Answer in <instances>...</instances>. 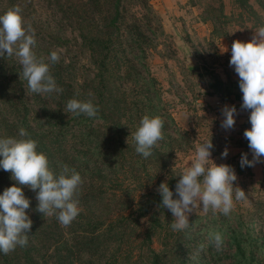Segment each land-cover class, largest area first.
Here are the masks:
<instances>
[{"label": "rangeland", "instance_id": "rangeland-1", "mask_svg": "<svg viewBox=\"0 0 264 264\" xmlns=\"http://www.w3.org/2000/svg\"><path fill=\"white\" fill-rule=\"evenodd\" d=\"M13 6L21 8L24 25L34 29L35 47L57 51L59 61L70 62L71 68H62L60 72L63 79H72L76 88L81 78L88 79L96 72L93 56H89L86 46L80 45L76 38L77 28L92 34L97 41L108 42L113 49L125 48L129 57L138 48L144 51L140 61L145 75L152 79V86L126 88L113 93L112 97L121 100L124 95L120 92L126 93V98L132 102L127 111L132 124L136 122V114H143L147 108L146 113L151 111L165 120L168 133L163 132L164 139L158 141L151 157L160 156L164 166L170 169L159 182L150 180L132 194L134 208L148 204L146 215L139 219L133 231L126 229L116 238L118 240H111L105 254L116 255L117 260L108 262L151 264L150 258H146L148 247L158 253V264H243L239 252L235 251L239 243L245 255L253 253L250 264H264V160L253 167H241L242 153L252 159L243 135L244 130L251 127L249 110L243 109L241 104H233L237 101L236 93L229 90L230 79L238 76L229 64L231 44L236 39L248 41L254 31L264 27V0H119L117 5L114 0H103L100 13H92L90 9L94 6H89L87 0H0V14ZM116 24L117 35H109L108 30ZM57 37L69 42L58 46ZM223 47L228 51L222 52ZM34 53L37 57L47 56L40 50ZM127 71L130 78L138 77L132 68ZM137 72L143 73L142 70ZM24 82V86L28 85ZM231 95L234 98L231 99ZM224 105H234L237 110L235 125L229 130L221 127ZM120 110H115L114 115ZM209 137L214 145L211 159L234 169L237 176L234 186L242 188L247 198L234 199L233 209L227 216L220 212L205 213L197 207L189 214L190 227L173 231L170 226L173 217L161 206L158 185L170 177L177 182L179 177L175 175L190 166L197 145ZM66 138L65 147L72 154L77 146L76 137ZM225 148L228 155L222 157ZM124 154L140 156L135 150ZM175 185L170 189L174 198ZM121 195L125 200L130 199ZM114 201L115 197L106 207L102 204L98 208L106 210ZM81 212L89 215L86 208ZM146 230L149 233L147 246L146 242L141 243ZM214 231L223 237V248L219 252L209 241V233ZM176 241L180 247L175 246Z\"/></svg>", "mask_w": 264, "mask_h": 264}, {"label": "trees", "instance_id": "trees-1", "mask_svg": "<svg viewBox=\"0 0 264 264\" xmlns=\"http://www.w3.org/2000/svg\"><path fill=\"white\" fill-rule=\"evenodd\" d=\"M118 1L114 0V3L117 5ZM87 2L89 6H94L90 9L92 13L102 12L103 0ZM114 21L116 17L111 20V25H114ZM113 27L108 30L109 35H117L118 25ZM76 32L80 45L86 46L89 56H93L92 65L96 69L90 78H81L78 88L74 87L76 83L72 79H63L60 72L62 68H71L70 62L63 64L60 60L52 64L48 59L51 53L48 48L34 46L33 50L47 54L43 57L49 63L50 74L57 86L63 89L60 93L29 92L28 85L24 86L26 80L23 79L22 67L17 58L6 54L0 56V139L18 137L19 129L23 127L29 137L37 142V151L46 155L49 168L54 174H58L63 165L75 168L83 181L75 198L79 202L78 206L86 208L89 215H83L82 208H79V214L72 223L63 226L55 215L43 216L38 212L36 192L21 185L25 197L30 201V206L26 209L32 221L28 243L24 247L17 246L7 255L0 252V264H110L108 261H116V255L105 254L111 240H118L116 238L126 229L133 231L148 208V204L134 208L132 194L144 188L150 180L159 182L161 176L168 174L170 169L169 166H164L160 156L144 158L142 155L124 154L135 150L132 134L148 108L143 114H136V122L132 124L129 121L130 114L127 113L132 102L123 91L120 92L124 95L121 100L113 98L112 94L130 87L152 86V79L145 75L140 61L141 53L144 52L142 48H138L129 57L125 48L113 49L108 42L97 41L92 34L80 28ZM57 40L58 46L69 42L66 38L57 37ZM127 46L130 50L133 49L132 46ZM129 68L138 77L130 78L127 71ZM137 70H142L143 73ZM73 98L80 101L91 100L98 108L96 116L65 113L67 101ZM148 101L149 99L147 103ZM119 108L120 113L114 115ZM147 114L153 115L151 111ZM163 121L162 131L168 133L169 127L164 119ZM71 135L76 137L74 144L77 146L69 154L65 145L66 136ZM15 183L11 173L0 167V193ZM166 183L171 189L177 182L170 177ZM121 194L130 199L121 198ZM114 197L115 201L110 208H98L102 204L106 207ZM91 208L97 210L93 211ZM134 211L137 213L134 214ZM200 230L201 228L198 229ZM143 242H146V246L149 243L147 230L141 243ZM175 243L176 247H180V243ZM146 248V258H150L151 264H158V253ZM235 251L239 252L243 264H250L253 253L245 255L244 251H240L239 243L235 245Z\"/></svg>", "mask_w": 264, "mask_h": 264}, {"label": "clouds", "instance_id": "clouds-1", "mask_svg": "<svg viewBox=\"0 0 264 264\" xmlns=\"http://www.w3.org/2000/svg\"><path fill=\"white\" fill-rule=\"evenodd\" d=\"M21 8L13 6L0 14V56H15L22 67L23 79L27 81L32 93L51 94L63 91L50 74L49 63L43 56L37 57L33 48L36 45L35 31L31 25L25 26ZM222 52L228 51L223 47ZM229 60L239 77L242 93V105L249 110L250 128L244 130V137L252 153V159L246 153L241 154V167H253L264 160V27H260L248 41L233 40ZM52 64L59 61L57 51L48 58ZM65 113L76 116L85 114L95 117L98 108L91 100L80 101L75 98L66 103ZM235 106L224 105V119L221 127L232 129L235 125ZM164 121L159 115L145 113L134 131L135 151L148 158L158 141L164 139ZM214 145L210 137L196 147L190 166L184 167L177 175L179 179L173 191L166 182L158 185L157 191L162 197L161 206L172 214L173 231H184L190 227L189 214L197 207L205 213L211 211L227 216L236 201L245 200L246 193L238 185L234 186L237 176L227 164H216L211 159ZM225 148L221 156L227 157ZM0 167L11 173L16 182L0 193V252L7 255L17 246L28 243L32 221L26 213L30 201L25 197L22 186L36 192V210L43 216L55 215L59 223L69 226L79 214L78 200L75 198L82 184L81 175L67 165L61 166L58 174L49 168L45 154L37 151V142L29 137L21 127L18 137L0 139ZM209 241L216 251H222L223 237L219 232H210Z\"/></svg>", "mask_w": 264, "mask_h": 264}, {"label": "crops", "instance_id": "crops-1", "mask_svg": "<svg viewBox=\"0 0 264 264\" xmlns=\"http://www.w3.org/2000/svg\"><path fill=\"white\" fill-rule=\"evenodd\" d=\"M229 53V52H228ZM231 56V52L229 53ZM229 90L231 93H236L235 98L237 99V101L233 102V104L238 103L242 105V93L241 90L239 88V77H233L230 79V85H229ZM231 99L234 98L233 95H231L230 97Z\"/></svg>", "mask_w": 264, "mask_h": 264}, {"label": "built area", "instance_id": "built-area-1", "mask_svg": "<svg viewBox=\"0 0 264 264\" xmlns=\"http://www.w3.org/2000/svg\"><path fill=\"white\" fill-rule=\"evenodd\" d=\"M233 72H235V70H233ZM215 104L218 105L219 104V101L218 99L215 100Z\"/></svg>", "mask_w": 264, "mask_h": 264}]
</instances>
